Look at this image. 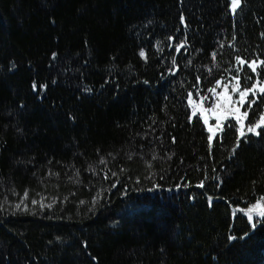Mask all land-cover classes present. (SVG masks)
<instances>
[{
	"label": "trees",
	"instance_id": "1",
	"mask_svg": "<svg viewBox=\"0 0 264 264\" xmlns=\"http://www.w3.org/2000/svg\"><path fill=\"white\" fill-rule=\"evenodd\" d=\"M261 61L264 0H0V264H264V125L201 109Z\"/></svg>",
	"mask_w": 264,
	"mask_h": 264
},
{
	"label": "rangeland",
	"instance_id": "2",
	"mask_svg": "<svg viewBox=\"0 0 264 264\" xmlns=\"http://www.w3.org/2000/svg\"><path fill=\"white\" fill-rule=\"evenodd\" d=\"M221 99L218 100L217 104L212 107V109L208 110L206 107H201V109H203V113H204V118L205 116H207L208 118V122L206 124V127L208 128L209 130V127H211L213 129L211 133V136L213 137L215 134H217L224 126V122L225 121H230L232 119L235 120L236 124L239 126V129L241 127L240 125V122L236 120L235 116L234 115H227L226 118H222L219 122L217 121L216 119V114L217 113H220L221 111H227L229 109L231 110H235L236 108H239V112L240 114L242 115L243 113L247 112V116L244 117V120H243V126L245 124H247V127L249 126H254L256 124H261V126L264 125V123H262V119H264V114L262 115V117H260L259 120L256 119V117H254L253 119L250 118V111H249V108H242V104L240 102V91L238 92L237 95H235V97H232L228 94H224V95H221L220 96ZM226 97H230V103L228 101H226ZM245 102V100L243 101ZM197 107V105H195V108ZM204 122H205V119H204ZM220 124V128H217V124ZM238 129V132L240 133ZM257 129V128H256Z\"/></svg>",
	"mask_w": 264,
	"mask_h": 264
},
{
	"label": "snow or ice",
	"instance_id": "3",
	"mask_svg": "<svg viewBox=\"0 0 264 264\" xmlns=\"http://www.w3.org/2000/svg\"><path fill=\"white\" fill-rule=\"evenodd\" d=\"M239 4H240V0H232L233 11H235V9L239 6ZM182 46H183V45H181V47H182ZM140 55H141L142 57H144V56H145V53H144V52H141ZM145 58H146V57H145ZM238 60H239V58H238ZM239 62H240V63H244L245 61L240 60ZM173 63H174V62H173ZM260 63H261V64H264V61H261ZM255 65H256V61H252V64L250 65V67H252L254 71H255ZM234 79H235V77H234ZM210 91H214V89H211ZM236 91H239V86H238V85H237ZM260 91H261V92H264V88H261ZM248 92H249V89H247V88L245 89V91L240 92V102H241V103H243L245 97L248 95ZM225 99H226V101H228L229 103L231 102V101H230V97H226ZM254 102H255V101H252L251 103H254ZM194 114H195V110H194ZM227 115H234L235 118H236V120L240 122L241 127H240L239 131H240V135H241V137H243L244 134H245V133H244L243 120H244V117L247 116V112H245V113H243V114L241 115L240 112H239V108H236L234 111L231 110V109H229V110H227L226 112H225V111H221L220 113H217V114H216V119H217V121L219 122L222 118H226ZM204 119H205V123L207 124V122H208V118H207V116H205ZM262 123H264V119H262ZM260 126H261V124H256V125H254V126H249L248 129H247V131H248V132H255V131H256V128H259ZM220 127H221V126H220V124L218 123V124H217V128H220ZM209 131L212 132L213 129H212L211 127H209ZM256 134L258 135L259 133L257 132ZM210 139H211V137H210ZM238 146H239V143L237 142V147H238ZM233 151H235V149H233ZM101 162L103 163V161H101ZM200 186H203V184H201ZM17 207H19V205H17ZM257 208H261V205L259 204V202H258L256 205L253 206V209H257ZM253 209H250L249 212H251ZM259 215L264 216V210H261V211L259 212ZM251 218H252V217L249 216V219H250V220H251Z\"/></svg>",
	"mask_w": 264,
	"mask_h": 264
}]
</instances>
